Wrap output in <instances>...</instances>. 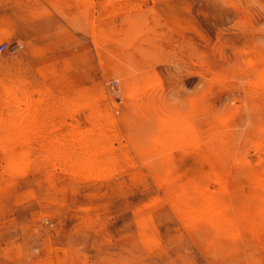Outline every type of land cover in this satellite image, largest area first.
Masks as SVG:
<instances>
[{
	"label": "rangeland",
	"instance_id": "1",
	"mask_svg": "<svg viewBox=\"0 0 264 264\" xmlns=\"http://www.w3.org/2000/svg\"><path fill=\"white\" fill-rule=\"evenodd\" d=\"M0 264H264V0H0Z\"/></svg>",
	"mask_w": 264,
	"mask_h": 264
},
{
	"label": "built area",
	"instance_id": "2",
	"mask_svg": "<svg viewBox=\"0 0 264 264\" xmlns=\"http://www.w3.org/2000/svg\"><path fill=\"white\" fill-rule=\"evenodd\" d=\"M4 47V43L0 45V48H3Z\"/></svg>",
	"mask_w": 264,
	"mask_h": 264
}]
</instances>
